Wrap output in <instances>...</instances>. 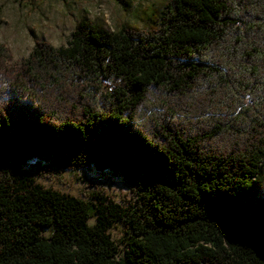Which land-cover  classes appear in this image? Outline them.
Here are the masks:
<instances>
[{"label": "trees", "instance_id": "1", "mask_svg": "<svg viewBox=\"0 0 264 264\" xmlns=\"http://www.w3.org/2000/svg\"><path fill=\"white\" fill-rule=\"evenodd\" d=\"M140 21L80 20L16 61L0 42V264H264V0ZM31 160L109 172L132 200L44 188Z\"/></svg>", "mask_w": 264, "mask_h": 264}, {"label": "rangeland", "instance_id": "2", "mask_svg": "<svg viewBox=\"0 0 264 264\" xmlns=\"http://www.w3.org/2000/svg\"><path fill=\"white\" fill-rule=\"evenodd\" d=\"M161 1L122 0L121 4L115 0H0V42L12 61L20 60L29 54L35 40H44L54 48L66 46L80 20L98 23L108 31L122 23L140 27L144 12L160 9ZM23 172L42 187L66 196L88 200L100 194L121 207L132 200L129 187L120 177L92 167L50 172L43 163L31 160L23 166ZM107 233L120 250L125 248L120 223L108 228Z\"/></svg>", "mask_w": 264, "mask_h": 264}]
</instances>
